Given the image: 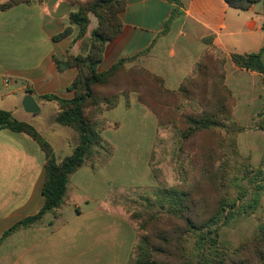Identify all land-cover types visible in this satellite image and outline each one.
Returning a JSON list of instances; mask_svg holds the SVG:
<instances>
[{
	"label": "crops",
	"instance_id": "1",
	"mask_svg": "<svg viewBox=\"0 0 264 264\" xmlns=\"http://www.w3.org/2000/svg\"><path fill=\"white\" fill-rule=\"evenodd\" d=\"M178 1L180 15L169 20L176 6L168 0H126L120 14L121 33L106 44L98 72L108 70L122 58L136 56L127 67L140 66L161 77L167 89L177 90L206 50L203 39L211 37L212 46L225 54L224 84L235 99L233 121L238 127L249 128L258 114H264L263 76L238 68L230 54L264 49V0L247 11L230 8L224 0ZM70 11L65 0H25L0 10V110L34 126L52 145L58 159L70 154L77 145V136L69 128L53 124L56 105L38 97L55 94L70 99L74 95L68 87L77 70L69 67L60 71L54 61L57 56L82 51V40L76 39V33L54 40L68 25ZM89 19L87 35L97 26L92 14ZM262 58L264 61V51ZM27 95L40 108L37 115L24 111L22 101ZM127 99L121 98L114 109H146L138 103L136 93H130ZM254 139L263 146L258 151L252 144ZM237 141L242 155L251 157L255 167L264 168V132L248 129L237 135ZM44 165L43 152L28 135L0 129V237L42 208ZM98 171L85 165L71 175L68 198L57 216L48 213L39 224L9 235L0 243V264L99 263V255L94 254L101 233L97 220L101 209L111 215L109 198L104 202L108 208L95 209V199L79 181Z\"/></svg>",
	"mask_w": 264,
	"mask_h": 264
},
{
	"label": "trees",
	"instance_id": "2",
	"mask_svg": "<svg viewBox=\"0 0 264 264\" xmlns=\"http://www.w3.org/2000/svg\"><path fill=\"white\" fill-rule=\"evenodd\" d=\"M65 1L71 6L68 25L54 40L76 33V39L82 40V51L77 55L69 53L57 56L54 61L60 71L69 67L77 70L76 77L68 87L74 95L70 99H64L55 94H46L39 96L38 100L56 105L54 124L71 128L78 137V144L69 155L58 159L52 145L34 126L15 119L11 112L0 110V129L28 135L45 158L42 208L36 215L24 218L6 230L0 237V243L18 230L39 224L48 213L56 217L68 198L67 184L70 176L85 165L97 170L109 161L112 149L101 136V128L105 124L99 117L116 108L120 99H127L130 93H136L138 103L155 117L157 129L171 125L179 130L183 141L198 132L212 133L216 128H221L231 138V154L239 156L235 145L236 135L248 129L264 132V114H258L249 128L238 127L234 123L232 112L235 99L224 84L225 54L212 46L211 37L203 39L207 48L192 73L177 90H169L161 77L140 66L127 67L136 56L122 58L108 70H97L106 44L121 33L120 14L126 8V0ZM168 1L176 6L169 18L173 20L180 15L177 9L180 3L178 0ZM224 1L230 8L247 11L261 0ZM22 2L25 0H8L0 3V10L11 9ZM90 14L97 19V26L87 35ZM263 51L264 49L249 54L232 53L230 58L238 68L261 74L264 87ZM221 142L223 139L220 136L212 146ZM211 144L207 148H211ZM206 153L205 155L210 154ZM93 157L99 159L98 163H88ZM214 184L221 189L224 185L223 178L215 177ZM231 188L235 192L233 199L227 198V192L223 193L221 198H217L210 216L201 218L197 214L196 219L187 214L191 208L187 204L189 198L186 193L173 189L163 192V199L160 198L158 207L169 217L180 219L193 235L192 264H264V215L257 216L254 234L233 250L226 248L220 241V229L227 225L233 215L253 216L259 211L264 214V168L246 165L240 180H233ZM156 202L157 200L146 203L144 210L152 213ZM190 203L192 207L195 206L191 200ZM135 215L139 216L135 219L142 218L141 214ZM128 220L131 224L136 223L133 217ZM139 224V229H142L140 221ZM151 248L150 242L142 236L133 247V258L129 264H162L154 259ZM181 264L189 263L181 259Z\"/></svg>",
	"mask_w": 264,
	"mask_h": 264
},
{
	"label": "rangeland",
	"instance_id": "3",
	"mask_svg": "<svg viewBox=\"0 0 264 264\" xmlns=\"http://www.w3.org/2000/svg\"><path fill=\"white\" fill-rule=\"evenodd\" d=\"M42 112L48 114V110ZM99 118H103L105 124L99 126H102L101 136L111 147L112 156L93 177L79 179L86 185L85 192L95 199L92 201L95 209L108 208L109 204L111 210L109 215L101 209L97 220L101 233L99 249L96 247L94 252L95 256L99 255V263L95 260V264H113L114 260L115 264H129L133 258V247L142 236L150 242L154 259L162 264H181V259L192 264L193 235L180 219L169 217L158 207L163 199L161 196L172 189L186 193L195 204V208L192 207L188 199L191 211L187 214L193 219L197 218V214L201 218L210 216L217 198H221L223 193L227 192V198L233 199L232 181L240 180L246 165L257 168L252 164L251 157L240 152L237 135L235 145L239 156L231 154V138L221 128L212 133L198 132L183 141L179 130L171 125L157 129L155 119L146 109L125 110L119 107ZM220 136L223 142L212 146ZM67 137L71 138V135ZM209 143H212L211 148H207ZM252 144L257 151L263 147L260 140L254 139ZM98 161L97 157H93L88 163L96 164ZM215 177L223 178L221 189L215 187ZM108 198V204L104 205ZM156 200L152 213L144 210L146 203ZM261 213L233 215L220 229L221 244L233 250L246 241L254 234L257 216L264 215ZM135 214H141L142 218L135 219L139 218ZM131 217L136 223L129 222ZM139 221L142 229H139Z\"/></svg>",
	"mask_w": 264,
	"mask_h": 264
},
{
	"label": "water",
	"instance_id": "4",
	"mask_svg": "<svg viewBox=\"0 0 264 264\" xmlns=\"http://www.w3.org/2000/svg\"><path fill=\"white\" fill-rule=\"evenodd\" d=\"M22 106L24 108V111L29 114H36L40 111V108L38 107L37 103L30 95L24 97L22 101Z\"/></svg>",
	"mask_w": 264,
	"mask_h": 264
},
{
	"label": "bare ground",
	"instance_id": "5",
	"mask_svg": "<svg viewBox=\"0 0 264 264\" xmlns=\"http://www.w3.org/2000/svg\"><path fill=\"white\" fill-rule=\"evenodd\" d=\"M140 132V131H139ZM124 139V138H123ZM128 142V141H127ZM126 143V142H125Z\"/></svg>",
	"mask_w": 264,
	"mask_h": 264
}]
</instances>
